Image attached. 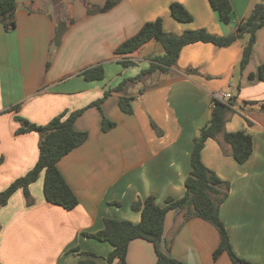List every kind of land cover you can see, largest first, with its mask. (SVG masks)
Listing matches in <instances>:
<instances>
[{
    "label": "crops",
    "instance_id": "1",
    "mask_svg": "<svg viewBox=\"0 0 264 264\" xmlns=\"http://www.w3.org/2000/svg\"><path fill=\"white\" fill-rule=\"evenodd\" d=\"M16 1L17 26L7 31L0 22V157L4 159L0 192L30 171L39 158L40 135L17 133L16 115L46 124L63 111L88 106L124 79L148 69L157 57L148 53L153 40L131 54L106 58V53L111 55L147 22L161 18L164 30L176 35L205 28L227 36L264 0H231L229 24L220 20L209 0H121L110 11L94 15L88 13V5L106 0H34L41 6L31 8L27 5L33 0ZM174 2L184 5L193 21L176 20L171 14ZM68 10L75 23L52 59L56 27L68 17ZM110 31L116 42L109 46ZM247 41L245 37L226 47L210 42L188 44L176 66L128 81L122 91L110 94L102 110L88 108L75 123L77 130L89 133L88 140L58 163L79 204L67 210L48 202L44 175L30 187L33 205H28L22 190L16 192L0 211V264H78L79 260L108 264L106 257L113 246L83 233L101 230L106 218L138 223L140 213L132 208L138 199L154 195L164 206L168 197L182 198L192 169L195 137L211 119L215 93L231 87L235 97L225 130L218 139L206 141L202 160L230 184L220 215L234 252L246 264H264V80L250 78L264 63V26L257 31L253 55L242 69ZM87 48L94 53L84 54ZM88 56H93L91 63L106 62L104 79L86 80L84 64L65 71L67 62ZM122 59L135 65L124 67ZM122 95L132 98L133 113L120 108ZM16 105L18 110L13 109ZM104 116L116 122L106 132L102 130ZM239 130L253 136L254 150L245 163L234 158L231 145L224 141L225 132ZM219 243V231L209 221L186 219V212L177 209L167 213L162 248L170 256L186 264H237L226 252L214 258ZM126 262L156 264L153 243L131 241ZM113 264L121 263L115 260Z\"/></svg>",
    "mask_w": 264,
    "mask_h": 264
},
{
    "label": "trees",
    "instance_id": "2",
    "mask_svg": "<svg viewBox=\"0 0 264 264\" xmlns=\"http://www.w3.org/2000/svg\"><path fill=\"white\" fill-rule=\"evenodd\" d=\"M120 1L107 0L103 5L95 7L94 10L97 12L111 10ZM209 2L223 23L229 24L232 21L233 5L231 0H209ZM89 6L96 5L90 4ZM16 14V0H0V22L4 24L7 31L13 30L17 26ZM171 14L176 20L181 22L193 21L192 14L184 5L178 2L172 3ZM61 26H59V32L61 31ZM263 26L264 1L257 2L248 16L241 21L237 31L227 36L213 34L205 28L187 30L181 35H176L164 30L161 18L145 23L137 34L120 45L117 52L122 55H128L152 40L159 42L163 46L165 53L157 56L148 69L142 70L136 77L124 79L118 86L107 90L101 98L90 103L88 106L73 111H63L54 116L46 124L28 122L26 126L23 124L26 122V119L20 115L15 116V120L20 123L17 133H39L40 152L35 166L0 192V211L19 190L23 191L28 205H33L35 200L32 197L30 187L42 175H44L43 189L45 199L67 210L74 209L79 204V199L59 170L58 163L64 156L88 140L89 133L79 131L75 127L77 119L88 108L96 106L102 110V104L110 94L113 91H122L128 81L135 82L140 80L142 75L146 73H153L158 70L168 71L170 68L176 66L181 50L188 44L210 42L219 47H226L238 39L248 37L241 60V68L244 69L253 55L257 31ZM121 63L125 67L134 64V62L127 59H123ZM82 74L88 81L102 80L106 75L105 67L102 64L89 67ZM255 77L264 80V63L259 66L257 74L250 75V78ZM131 100V97L124 95L120 97V108L126 113H133ZM19 108V105L13 107L14 110H18ZM229 111V105L216 102L213 106L211 119L200 129L198 136L195 137L191 154L192 169L186 178L185 194L182 198L175 199L168 197L164 206L157 203L154 195H150L145 199H138L132 204L133 210L140 213L141 218L138 223L130 220L106 218L101 230L83 233L85 236L107 241L113 246V250L106 257L108 264H113L115 260H119L121 264H127L126 258L129 245L135 239H145L153 243L157 253L156 264H186L170 256L162 248L165 219L167 213L175 209L185 211L186 219L199 217L209 221L218 229L220 243L214 252L215 259L226 252L233 262L237 264L247 263L234 252L229 232L220 215L221 204L229 195L230 184L224 181L214 170L207 167L202 160V151L206 141L211 138L217 139L224 132ZM115 126L116 122L109 120L105 116L103 117V131H109ZM153 126L155 129L157 128L154 122ZM224 141L231 145L232 154L239 163H245L251 157L254 150L253 136L246 130L225 132ZM3 160V157H0V164ZM82 254L97 257L94 253L84 252ZM78 264L97 263L93 260H79Z\"/></svg>",
    "mask_w": 264,
    "mask_h": 264
},
{
    "label": "rangeland",
    "instance_id": "3",
    "mask_svg": "<svg viewBox=\"0 0 264 264\" xmlns=\"http://www.w3.org/2000/svg\"><path fill=\"white\" fill-rule=\"evenodd\" d=\"M107 1V0H106ZM105 1V2H106ZM104 2V3H105ZM121 2V1H120ZM103 3V4H104ZM30 5H27L28 8H31L32 6L34 7H37L39 5V7L41 6V4L39 3V1H32L29 3ZM90 4H93V3H90ZM89 4V5H90ZM103 4H94L96 6H89L88 5V13L91 14V15H94V14H98V13H105V12H108V11H105V12H97L94 10L95 7L99 6V5H103ZM114 8V7H113ZM92 11V12H90ZM66 14H68V17L64 18V20L58 22L57 24V27H56V32H55V36L52 40V46H53V51L51 52V55L50 57L53 59V56H55V52L56 50L58 49V47L62 44V41H63V36L65 35V33L72 27V25L75 23V21L73 22V18L71 19L70 17H72V12L71 10H68L66 12ZM62 25V26H61ZM59 26H61V31L59 32ZM106 29L107 31L108 30V27L106 25ZM59 32V33H58ZM106 43H108V45L110 46L111 43H114L115 41V34L110 31V32H107V36H106ZM84 41V39L82 40V42ZM116 42V41H115ZM101 44V43H100ZM82 45V43H80L79 47H78V51H79V48L80 46ZM121 45V44H120ZM120 45H118L116 47V49L113 51V53L111 55H109V53H106V58H112V57H117V56H121L123 57L124 55H122L121 53H118L117 52V49L120 47ZM78 51L76 53H78ZM84 54L86 53H94L93 50H91V48H87L84 50L83 52ZM137 54H139V52H136ZM148 53L149 54H152V55H156L157 56H160V55H163L165 52H164V49H163V46L159 43V42H156L155 41V44L154 46H152L149 50H148ZM77 55V54H76ZM93 59V56H88L87 58H81V59H77L75 58L73 61H69L67 62L66 64V67H65V71H70V70H76L78 68H83L84 66H82L83 64L87 67L85 68H89V67H93V66H96V65H99V64H102L105 66L106 62H103L104 60L103 59H98V61H95L94 63H91V60ZM123 60V59H122ZM121 60V61H122ZM133 62V61H132ZM121 63V62H120ZM88 64V65H87ZM122 64V63H121ZM123 65V64H122ZM132 65H135V64H130L128 67H132ZM124 66V65H123ZM73 67V68H72ZM125 67V66H124ZM85 70V69H83ZM133 78V77H131ZM136 82V81H135ZM128 83V82H127ZM126 83V84H127ZM120 84V83H119ZM118 84V85H119ZM117 85V86H118ZM120 101V100H119ZM29 121L26 120V122H24L23 124L25 125V123H28ZM19 123V122H18ZM20 124V123H19ZM37 133V132H36ZM39 135V133H38ZM221 135V134H220ZM221 137V136H218V138ZM217 138V139H218ZM40 145V144H39ZM39 180V179H38Z\"/></svg>",
    "mask_w": 264,
    "mask_h": 264
},
{
    "label": "built area",
    "instance_id": "4",
    "mask_svg": "<svg viewBox=\"0 0 264 264\" xmlns=\"http://www.w3.org/2000/svg\"><path fill=\"white\" fill-rule=\"evenodd\" d=\"M234 97H235V89L233 87H231L228 90L218 91L214 95L213 106L215 105L216 102H221V103L231 106V102L234 99Z\"/></svg>",
    "mask_w": 264,
    "mask_h": 264
},
{
    "label": "water",
    "instance_id": "5",
    "mask_svg": "<svg viewBox=\"0 0 264 264\" xmlns=\"http://www.w3.org/2000/svg\"><path fill=\"white\" fill-rule=\"evenodd\" d=\"M25 125L27 126V125H28V123H25Z\"/></svg>",
    "mask_w": 264,
    "mask_h": 264
}]
</instances>
